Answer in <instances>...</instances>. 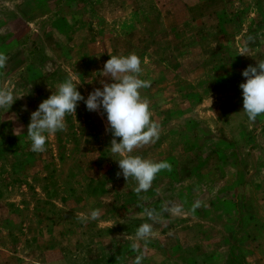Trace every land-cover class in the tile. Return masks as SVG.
<instances>
[{
  "label": "rangeland",
  "instance_id": "1",
  "mask_svg": "<svg viewBox=\"0 0 264 264\" xmlns=\"http://www.w3.org/2000/svg\"><path fill=\"white\" fill-rule=\"evenodd\" d=\"M0 53L7 57L0 88L15 93L21 82L25 92L10 109H0V241L23 237L20 225L29 217L39 226L15 251L0 249V264H136L137 257L140 264H264V114L248 120L239 87L246 80L242 71L264 59V0H0ZM129 53L140 57L141 76L149 78L179 79L181 61L188 59L206 67L207 84L196 87V101L184 108L198 107L203 95L215 98L219 112L195 119L198 130L211 129L209 137L204 131L198 136L204 147L196 159L206 164L181 183L168 165L147 191H135L132 178L123 193L113 186L97 220L109 219L110 228L82 222L76 211L50 201L55 197L23 213L7 198L24 182L20 158L31 144L15 118L30 120L51 95L36 99L23 86L30 81L33 89L45 78L52 86L65 72L58 62L67 65L81 54L78 71L90 78L110 55ZM51 60L58 68L49 73ZM157 89H141L142 98L151 102L166 93ZM174 119L165 117L164 124L178 128ZM171 207L179 211L170 213ZM145 209L156 219L149 220ZM146 222L155 235L137 240Z\"/></svg>",
  "mask_w": 264,
  "mask_h": 264
},
{
  "label": "crops",
  "instance_id": "2",
  "mask_svg": "<svg viewBox=\"0 0 264 264\" xmlns=\"http://www.w3.org/2000/svg\"><path fill=\"white\" fill-rule=\"evenodd\" d=\"M96 47L99 49L98 45ZM77 48L80 49V46L77 45ZM80 53L83 54L82 51ZM82 54L77 56L76 61H68L67 65L58 62L59 65H62L60 69L65 68V72L52 86L49 85V80L45 78L41 86L33 85L32 89V83L29 81V85L25 84L23 87L29 88L30 94L33 93L36 99H41V94H52V90L55 91L57 85L71 75L79 83H82L78 90L86 98L96 87H102L101 80L111 83L107 77L97 76L93 80L92 78L96 74L90 75V78L81 74L78 70L83 68V64L78 63L83 62ZM181 62L183 76L179 79L171 80L159 73H155V78L141 76V79L145 78V80L151 81L150 85L164 89L166 93L162 97L158 96L161 98L150 102L152 118L161 124L159 139L154 143L136 147L132 153L154 161L166 162L173 167V173L176 179L180 180V183L189 180L188 175H191L192 172L195 173L194 168L200 162L198 168L206 164L205 161L199 162L196 159V150L199 147H204V143L200 142L198 138L200 132L204 131V138L209 137L208 134H211V129L206 126V129L198 130L197 125L199 124L196 123V120H206L219 112L213 108L215 98L210 94L208 96L203 95L202 100L198 102V107L187 109L196 101V87L201 83L203 86L207 84L205 79L207 73L203 64L196 68L190 59ZM52 66L55 67L54 69L58 68V65L51 60L48 65L49 73L52 71L50 70ZM97 66L99 65L95 61V68H98ZM91 68H94L93 64ZM198 69L199 71H196ZM15 93L25 95L21 82L17 83ZM164 100L166 101L164 102ZM185 106L187 107L186 110L184 109ZM165 117L175 118L171 124H177L178 128L169 129V124H164ZM65 121L66 129L55 133L48 140L44 152L36 153L29 148L28 155L20 158V177L24 182L12 186L7 198L9 202L20 207L23 213L25 209H30L28 214L33 213L37 204L45 203V201H49V198L55 197L58 199H51L50 201L57 205L60 204L61 208L69 212L76 211L79 215H86L90 210L98 209L101 203L106 205V201L110 200L109 190L113 186L114 189L120 190V193L127 190L126 183L130 179L127 181L124 178L118 162L114 160L119 157L113 156L112 158L110 156L112 153L109 148L113 136L107 130V118L103 110L89 111L84 102L80 101L76 112L66 115ZM15 123L18 127L17 131L27 133L30 120H16L15 118ZM208 125L211 124L208 123ZM116 139L119 140V138ZM211 161L209 160L208 163ZM212 162L215 164L214 161ZM73 190L75 191L74 196L72 195ZM128 196L131 197V192L128 193ZM107 211L109 210L107 209ZM95 223L98 229L100 227L110 228L114 225L109 219ZM38 227L36 220L33 221L30 217L25 219L20 225L25 235L20 239L13 237L12 240L0 241V249L7 253L8 249L15 251L13 249L14 246L15 249L19 246L18 241L22 244L28 242L31 239L28 233L32 234L31 231H35ZM4 243L6 244L5 247L2 245Z\"/></svg>",
  "mask_w": 264,
  "mask_h": 264
},
{
  "label": "clouds",
  "instance_id": "3",
  "mask_svg": "<svg viewBox=\"0 0 264 264\" xmlns=\"http://www.w3.org/2000/svg\"><path fill=\"white\" fill-rule=\"evenodd\" d=\"M6 62L7 57L0 53V68ZM141 64L142 61L136 53L110 55L103 69L98 72L99 75L92 79L97 76L107 77L111 83L101 80L102 87H96L86 98L78 90L82 83L69 75L31 113L27 126L31 151L44 152L48 140L55 133L66 129V115L76 112L78 103L83 101L89 111L102 109L106 114L107 130L113 136L109 148L112 153L110 156L119 157L114 160L118 162L127 181L129 178L134 179L135 191H147L156 174L166 169L168 164L132 154L136 147L158 140L161 131L160 125L152 118L150 102L141 96L140 90L150 87L151 84V81L141 79ZM242 76L246 78L239 85L243 97L242 112L250 122H254L257 116L264 114V59H257L255 66L246 67ZM19 98L12 89L0 88V109H10ZM198 206L199 202L194 205ZM167 210L173 214L179 211L176 207ZM144 214L149 220L156 219V213L152 209H145ZM100 215V209H92L86 215L81 214L80 219L85 223L97 221ZM135 235L137 240H145L155 235L152 224H141ZM136 264H140V257H137Z\"/></svg>",
  "mask_w": 264,
  "mask_h": 264
}]
</instances>
